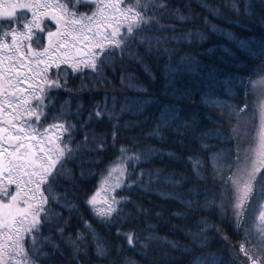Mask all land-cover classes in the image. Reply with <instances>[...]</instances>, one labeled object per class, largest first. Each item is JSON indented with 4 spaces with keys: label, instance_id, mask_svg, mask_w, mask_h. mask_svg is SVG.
I'll list each match as a JSON object with an SVG mask.
<instances>
[{
    "label": "trees",
    "instance_id": "trees-1",
    "mask_svg": "<svg viewBox=\"0 0 264 264\" xmlns=\"http://www.w3.org/2000/svg\"><path fill=\"white\" fill-rule=\"evenodd\" d=\"M249 2L255 17L245 15V0H125L127 6L139 4L150 13L145 19L153 26L137 39L145 41V48L151 46L153 52L139 62L127 56L123 64L118 58H108L100 73L88 70L86 78H70L69 91H60L55 107L67 102L61 115L73 114L69 122L78 128L91 113L87 130L91 143L109 146L103 149L100 165L104 175L90 177L82 186L88 195L97 191L111 166H125L120 186L114 192L120 202L107 217L108 224L98 226L105 217L84 203L81 214L94 232H81L80 222L72 219L67 235L75 240L74 233L80 232L84 237L75 245L79 264H181L191 258L183 249L197 256H216L219 264L220 259L228 261L237 255L245 259L241 245L255 251L264 243V223L259 222L264 206V163L246 202V198L242 202L235 198L236 193L242 196L243 186L239 174L233 177L246 153H255L252 147L257 131L264 135V119L258 118L262 109L259 113L253 85L247 76L241 81L240 75H234L236 70L247 68V61L253 57L220 31L253 41L264 37L259 0ZM157 47L175 49L173 63L185 58V70L176 74L172 85L162 74L169 57L163 53L157 57ZM192 58L199 61L201 69L218 70L211 87L206 71L187 70ZM132 100L143 105L142 114L126 110V101ZM77 106L79 122L74 115ZM180 109L197 114L202 135L194 137L179 121L154 132L157 125L145 119ZM74 139L83 140V133ZM208 148L215 151H207ZM75 196L83 197L84 191ZM197 201L199 207L195 206ZM240 202L244 209L243 226L237 227L235 214ZM62 214L67 216V210ZM201 221L207 224L198 227ZM205 232L207 244H194L192 237ZM40 247L36 245L37 249ZM100 247L105 249L103 257L96 256ZM60 248L62 254L56 257L55 264H68L72 249L65 244ZM244 264L248 261L244 260Z\"/></svg>",
    "mask_w": 264,
    "mask_h": 264
},
{
    "label": "snow or ice",
    "instance_id": "snow-or-ice-1",
    "mask_svg": "<svg viewBox=\"0 0 264 264\" xmlns=\"http://www.w3.org/2000/svg\"><path fill=\"white\" fill-rule=\"evenodd\" d=\"M259 4L260 24L264 27V0H259ZM81 8L86 10L81 11ZM244 12L252 17L256 15L249 0H245ZM147 16L150 13L143 11L141 5L129 7L125 0H0V264H55L56 257L62 254L61 244L72 249L68 264L72 261L79 264L75 245L84 237L77 232L73 240L67 233L72 229L73 218L82 225L81 232H94L81 214V203L95 210L100 191L88 195L82 186L90 177L104 175L105 170L100 165L103 149L109 146L103 142L100 147L91 143L87 135L91 113L77 128L69 122L73 114L61 115L67 102L56 108L55 100L60 91H69L70 78H86L88 70L92 74L100 73L108 58H118L123 64L126 56L139 62L145 54H151L153 48H145L146 42L137 39L153 26L145 19ZM220 31L253 57L247 61V68L236 70L234 75H240L241 81L247 76L249 84L253 85L252 91L264 97V37L253 41ZM175 52L167 47L155 49L157 57L161 53L169 57L162 70L169 85L177 73L185 70L184 57L172 62ZM197 69L207 72L211 87L218 70L215 67L201 69L199 61L192 58L187 70ZM126 104L130 113H143V105L136 100L126 101ZM74 115L79 122V106ZM145 119L157 125L154 132H161L179 121L194 137L202 135L201 121L195 112L180 109ZM81 133L83 140L74 139ZM114 144L115 135L113 147ZM207 151H215V148ZM259 157L264 163V135ZM258 170L254 168L246 173L248 180L243 198L251 191V180ZM119 186L118 182L115 187ZM79 191H84L83 197L75 196ZM204 195L207 199L209 194ZM119 202L113 197L107 212L96 213L105 217L98 226L108 224L107 217L117 210L114 205ZM195 206L199 207V201ZM65 210L67 216L62 214ZM235 215L237 227H242V203L237 205ZM206 224L207 221H201L198 227ZM207 236V232L193 236V243L207 244ZM37 244L42 247L37 249ZM173 247L178 246L173 244ZM183 251L191 258L181 264H216V256H197L189 249ZM240 252L245 259L237 255L228 261L220 259L219 264H244V260L248 264H264V243L255 251L241 245ZM96 256H105V249L98 248Z\"/></svg>",
    "mask_w": 264,
    "mask_h": 264
},
{
    "label": "rangeland",
    "instance_id": "rangeland-1",
    "mask_svg": "<svg viewBox=\"0 0 264 264\" xmlns=\"http://www.w3.org/2000/svg\"><path fill=\"white\" fill-rule=\"evenodd\" d=\"M255 100L257 103H260L258 105V107L260 108L259 113L261 112L262 109V114L258 118L259 120H263L264 117V97L260 96L258 93L255 92ZM262 133L261 130H258L255 137H254V146L253 143L251 145L252 149L255 151V153H252L253 151L251 150V152H248V154L246 153V158H242L240 161V165L236 168V170L233 173V177H236L237 174H239L240 180L242 181V186H243V192H242V196H240L238 193H236L235 198L239 201V199H241V202L245 199L244 197V190H245V183L248 180V176L246 173H251L253 171L254 168H260L261 166V160L259 157V151H260V145H261V137H262ZM251 156L253 157V159H251ZM251 161V162H248ZM124 165L121 163H117L114 164L113 166H111L106 175L101 179L100 183H99V187L97 190L100 191V195L97 197V203L95 205V210L98 212H107L108 211V205L109 203H111L113 197H114V192L116 190L117 187H115V185L119 182H121L122 177H123V172H124ZM110 173V174H109ZM257 173V171H256ZM256 176V174H255ZM254 179L251 180V185ZM249 194V193H248ZM248 196V195H247ZM243 198V199H242ZM247 198L245 199L246 202ZM240 202V204H241ZM239 203V202H238ZM262 214H264V206L263 209L260 212L259 215V222L261 224L264 223V216H262Z\"/></svg>",
    "mask_w": 264,
    "mask_h": 264
}]
</instances>
